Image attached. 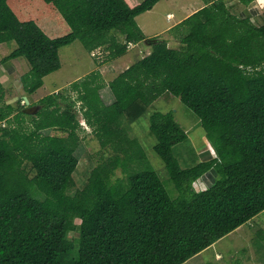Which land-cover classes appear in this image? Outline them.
Here are the masks:
<instances>
[{"label":"trees","instance_id":"trees-1","mask_svg":"<svg viewBox=\"0 0 264 264\" xmlns=\"http://www.w3.org/2000/svg\"><path fill=\"white\" fill-rule=\"evenodd\" d=\"M7 1L0 0V43L15 48L3 60L26 59L19 81L30 95L61 67L59 49L75 40L88 53L106 48L109 57L142 42L135 17L159 0L133 7L124 0H43L69 28L54 38L20 20ZM210 1L179 23V48L153 38L147 54L107 83L110 103L100 95L97 70L69 85L100 146L113 151L80 188L72 175L81 145L75 101L58 91L23 107L6 103L0 85V120H14L0 127V264H182L264 210V22L256 26L231 15L222 0ZM165 93L199 119L214 150L209 160L182 168L173 146L186 132L171 111L150 114L153 150L174 198L127 133ZM51 129L62 133L55 145ZM120 164L130 171L112 184ZM211 167L219 178L192 191L188 184Z\"/></svg>","mask_w":264,"mask_h":264},{"label":"rangeland","instance_id":"rangeland-1","mask_svg":"<svg viewBox=\"0 0 264 264\" xmlns=\"http://www.w3.org/2000/svg\"><path fill=\"white\" fill-rule=\"evenodd\" d=\"M7 3L20 20L35 21L51 38L59 37L69 32V28L60 14L51 4L45 3L43 0H8ZM141 47L146 53L150 49V47L146 48L148 46ZM14 48L15 43L13 41L0 43V75L3 74L8 78L7 83L10 85L4 91L11 103L25 98V96H22L24 91L19 81V73L29 69V65L23 57L3 60ZM59 57L61 67L46 75L43 78L42 86L30 95L34 103L43 96L58 91L64 92L68 100L75 101L77 93L72 91L69 85L91 71L97 70L100 73L99 79L103 83L100 95L103 101L108 104L113 100V96L107 83L139 58H137L135 49H129L117 57H109L108 50L103 47L88 53L79 40H75L71 44L60 48ZM11 66L16 68L14 74H10ZM75 103L80 125L81 145L76 152L78 164L72 175L74 188H80L83 186L90 170L98 165L101 160L111 157L113 151L110 147L102 148L100 146L97 138L91 132V127L82 118V112L79 109L80 103L78 101H75ZM31 105L33 103L29 104V106ZM61 105H63V101ZM37 109L35 108L31 112L35 113ZM155 110L162 112L171 111L175 120L186 132V139L173 146V155L182 168L209 160V158L214 157V150L205 136V131L199 119L179 98L170 94L166 95L165 93L158 97L148 106L143 115L128 125V136L132 139L135 138L141 145L149 167L157 173L170 197L174 198L176 192L173 183L168 177L164 163L153 150L156 140L149 132V116ZM12 116L13 114L7 117L6 120V123L10 121L8 124L11 127L14 126ZM23 125L24 128L28 126L27 123ZM61 135V132L58 131L48 132L50 142L54 145L57 144L56 140ZM130 168V165L127 169L121 164L118 165L110 178L111 183L117 184L119 181H124ZM218 178L219 175L214 167H211L207 172L191 181L188 186L192 191H201L210 187ZM72 234L70 233L69 237H72ZM256 239L259 242H264V210L182 264H261L264 261V247L257 246L255 244Z\"/></svg>","mask_w":264,"mask_h":264},{"label":"crops","instance_id":"crops-1","mask_svg":"<svg viewBox=\"0 0 264 264\" xmlns=\"http://www.w3.org/2000/svg\"><path fill=\"white\" fill-rule=\"evenodd\" d=\"M128 6L133 7L142 0H124ZM209 0H159L150 10L143 12L135 17V22L144 34L145 38L164 39L167 46L171 48H179L181 46L179 40L185 31V27L179 26V23L187 18L195 11L201 9L211 3ZM228 12L238 18H247L252 24L258 26L264 22V0H222ZM146 45L142 42L133 43L129 49H135L137 58L140 57L138 51L145 50L141 47ZM62 48V47H61ZM137 48V50H136ZM146 48H149L146 47ZM148 53V51H147ZM60 58V57H59ZM61 61V60H60ZM10 74L16 72V68L11 66ZM27 72V69L19 73L20 75ZM8 78L1 74L0 85L3 89H7L10 84L7 83ZM24 99L32 100L30 95L22 93ZM5 94L4 101L11 103ZM58 131V130H48ZM60 132V131H58ZM62 134V133H61Z\"/></svg>","mask_w":264,"mask_h":264},{"label":"clouds","instance_id":"clouds-1","mask_svg":"<svg viewBox=\"0 0 264 264\" xmlns=\"http://www.w3.org/2000/svg\"><path fill=\"white\" fill-rule=\"evenodd\" d=\"M129 44V43H128ZM133 43H131V45H132ZM128 49V48H127ZM138 53H139V51H138ZM147 54V53H146ZM139 55H141V56H143V55H145V53H144V51L142 52V53H139ZM23 99V98H22ZM22 99H20V104H21V100ZM24 100H26L27 101V103H26V105L27 106H25V107H28V105L30 104V103H33L34 104V101H32V100H30V102H29V100L28 99H24ZM23 106V105H22ZM33 108V107H32ZM33 109H35V108H33ZM34 111V110H33ZM3 120H5V122H6V120H7V118L6 119H3ZM0 121H2V120H0ZM7 124V126L6 127H8L9 126V124L8 123H6ZM1 127V126H0ZM2 128V127H1Z\"/></svg>","mask_w":264,"mask_h":264},{"label":"built area","instance_id":"built-area-1","mask_svg":"<svg viewBox=\"0 0 264 264\" xmlns=\"http://www.w3.org/2000/svg\"><path fill=\"white\" fill-rule=\"evenodd\" d=\"M130 46H131V43L128 44V47H130ZM139 52L142 53L143 50H139ZM26 103H27L26 100H24V99L21 100V105L24 106V105H26ZM0 126H1V127H6V126H7L5 120L0 121Z\"/></svg>","mask_w":264,"mask_h":264},{"label":"water","instance_id":"water-1","mask_svg":"<svg viewBox=\"0 0 264 264\" xmlns=\"http://www.w3.org/2000/svg\"><path fill=\"white\" fill-rule=\"evenodd\" d=\"M156 41V39H153V38H146L143 40V43L146 45V46H150L151 43H154ZM29 111H33L34 109L32 107L28 108Z\"/></svg>","mask_w":264,"mask_h":264}]
</instances>
